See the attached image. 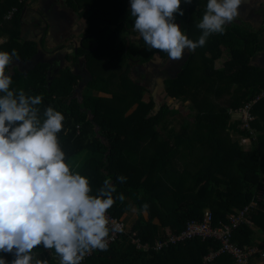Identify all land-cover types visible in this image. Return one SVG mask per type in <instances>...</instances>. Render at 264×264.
<instances>
[{"label": "trees", "instance_id": "trees-1", "mask_svg": "<svg viewBox=\"0 0 264 264\" xmlns=\"http://www.w3.org/2000/svg\"><path fill=\"white\" fill-rule=\"evenodd\" d=\"M27 1L0 0V34L8 35L0 44V51L11 53L15 49L18 58L14 61L22 63L30 62L44 44L42 40L22 41ZM64 4L85 19L84 38L73 63L78 65L81 57L85 60L87 94L82 99L74 95L83 78L80 74L68 67L55 72L46 61L37 62L26 72L15 69L10 74V90L22 89L28 96H42V103L37 106L41 119L49 106L63 114V130L58 138L66 162L73 171L88 178L91 194L95 195L104 180L110 179L116 187L114 198L121 193L125 197L123 202L115 201L107 211L109 215L121 219L132 205L136 207L137 219L126 233L83 264H235L226 253L206 261L221 247L213 239L194 238L160 252L139 249L132 239L153 245L167 232L180 233L188 222L202 221L206 210L212 212L215 222L227 221L228 213L249 205L264 186V99L251 109L256 117L253 126L259 134L251 141L250 149H243L228 133L245 134L239 130L238 122L230 123L229 110L243 107L264 91V69L250 64L257 53L264 51V33L225 25L223 34L209 36L205 46L188 56L180 72L164 79L169 97L191 96L199 108L194 132L184 118L180 131L170 130L164 140L157 126L166 129L164 123L170 109L164 104L155 115L151 114L154 102L143 100L145 87L131 78V63L146 64L156 57L166 58L167 53L150 48L134 30L135 18L130 15L127 0H64ZM206 4L207 0H192L186 5L181 0L185 35L194 42L202 35L197 20H202ZM134 34L139 35L138 46L129 41ZM223 47L230 54L224 67L228 72L214 67ZM206 53L210 55L207 57ZM198 56L202 65L200 74ZM227 84L234 89L226 105L209 101L210 97L217 101ZM129 98L136 108L127 115ZM89 113L99 128V136H92ZM205 148L208 153L204 160ZM226 155L233 162H224L222 158ZM118 176L126 177L127 181L119 183ZM144 204L148 205L146 211L142 208ZM249 220L252 225L244 223L235 232L233 240L240 247L254 246L257 235L253 227L264 233V201L249 213ZM33 252L48 264H58L50 255L54 250L38 247ZM0 255L9 264L14 259L11 254Z\"/></svg>", "mask_w": 264, "mask_h": 264}, {"label": "clouds", "instance_id": "clouds-1", "mask_svg": "<svg viewBox=\"0 0 264 264\" xmlns=\"http://www.w3.org/2000/svg\"><path fill=\"white\" fill-rule=\"evenodd\" d=\"M190 5L192 0H183ZM242 0H207L197 27L198 41L190 40L175 23L184 16L181 0H130L133 28L152 49L179 61L185 50L195 51L212 34H223L225 25L239 15ZM175 14V15H174ZM18 52L0 51V254H11L10 264H48L33 250H54L59 264H82L94 250L106 251L110 231L107 211L118 199L110 179L96 194L88 178L72 170L66 162L58 133L65 117L51 106L37 107L42 96H28L10 90L12 78L6 74ZM119 183L127 178L118 176ZM143 210L148 205L142 206ZM0 264H9L0 255Z\"/></svg>", "mask_w": 264, "mask_h": 264}, {"label": "rangeland", "instance_id": "rangeland-1", "mask_svg": "<svg viewBox=\"0 0 264 264\" xmlns=\"http://www.w3.org/2000/svg\"><path fill=\"white\" fill-rule=\"evenodd\" d=\"M127 6L130 8V0H127ZM194 15V12H192L191 17L193 19ZM200 21L201 20H197V23ZM175 23H177L184 34H186V20L179 15H175ZM245 26V24H241L242 29H246ZM85 28V19L80 18L76 12L67 8L64 4V0H28L22 19V41L33 40L39 42L42 40L44 44L41 45L38 50V54L30 62L22 63L17 60L13 61L9 68V74L13 73L15 69H20L26 72L39 61L49 62L52 65L51 68L56 69L55 72H58L59 69L68 67L71 71L80 74L83 77L77 85L74 94L76 97L82 99V97L88 92L87 82L85 80L88 73L86 71L85 60L83 57L79 59L78 65L73 63V59L78 48L81 46ZM7 39L8 35L0 34V44L5 42ZM129 41L138 46L140 43L139 35H132L129 38ZM222 50V56L214 62V67L225 71V62L230 54L226 48L223 47ZM191 53L192 52H189L186 49L183 58L179 61H171L167 56L163 59L156 57L151 62L146 64H140L139 62L131 63V78L145 87L143 100L145 102L151 100L154 102V108L152 109L151 114L155 115L164 104L168 105L170 109V114L166 117L164 123L166 129L162 128L161 125L157 126L158 132L164 140L168 139L167 135L170 130H174L175 133L180 131L184 118L188 120L190 130L194 132V121L199 112L198 105L194 103L191 96H184L180 99L169 97L164 86V79L169 76H175L178 72H180ZM209 55V53H206L207 57ZM196 63L199 68H197V73L200 74L202 72L200 56L196 58ZM233 89V85L227 84L225 92L219 97V99H217V101L213 97H210L209 101L221 106L226 105L230 100ZM95 94L99 96H108L103 93ZM197 100H199V98ZM127 101L129 102L126 112L128 115L136 108V104L133 103L130 98ZM88 120L92 126V136H99V128L92 122V113L88 114ZM239 128L241 131V125ZM244 132L245 134L243 133V136L248 138L246 142L243 141L241 137H238L240 135L239 133L233 131H229L228 133L232 141H240V144L242 145L241 147L247 150L250 149V141L253 139L248 132ZM207 153L208 149L205 148V154L203 157L204 160L207 159ZM82 158L83 155L79 158V160ZM222 159L224 162H232L231 158H228L227 156H223ZM179 167L182 169V165ZM254 190L255 188H253V191ZM261 190L263 191V188H260L259 191ZM136 219L137 213L134 205H132L130 210L127 211V213H125L121 218L126 225V229H129L131 224ZM253 229L256 231V228L253 227Z\"/></svg>", "mask_w": 264, "mask_h": 264}, {"label": "built area", "instance_id": "built-area-1", "mask_svg": "<svg viewBox=\"0 0 264 264\" xmlns=\"http://www.w3.org/2000/svg\"><path fill=\"white\" fill-rule=\"evenodd\" d=\"M260 99H264V91H262V93H260L255 100L245 104L243 107L237 110H229L230 115L236 113L240 116L239 120L242 130L248 132L254 139L255 130L253 129V122L256 117L253 115L251 109L254 103ZM262 201H264V192L261 190L256 192L249 205L245 206L243 209L228 213L227 221L218 220L215 222L212 212L210 210H206L202 221L188 222L185 229L180 233L167 232L165 237L156 240L153 245L143 244L137 238H133L132 243L139 249L160 252L171 245L186 243L194 238H200L202 240L213 239L218 241L221 247L217 252H213L206 257V261H211L217 255L226 253L232 256L235 264H252L251 257L254 254V250L252 248L240 247L236 242H234L233 238L236 230H238L242 224L246 223L251 225L249 213L253 209H257L259 207V203ZM107 216L110 220V227H116L118 229L114 232L110 231V238L108 241L109 247L123 234H125L127 229L121 219L112 217L108 213ZM97 251L100 250H94L90 254H87L82 260V264Z\"/></svg>", "mask_w": 264, "mask_h": 264}, {"label": "crops", "instance_id": "crops-1", "mask_svg": "<svg viewBox=\"0 0 264 264\" xmlns=\"http://www.w3.org/2000/svg\"><path fill=\"white\" fill-rule=\"evenodd\" d=\"M238 12H239L238 17L236 19H234L230 24H227V26H239L241 28V24H245L246 25L245 28L248 29V31H251V32L262 31V33H264V0H242V4H241ZM261 39H262V37H261ZM263 44H264V39H263ZM229 59H230V56L226 60L228 61ZM250 64L264 69V51L257 53L251 59ZM217 69H219V68H217ZM239 117L240 116L238 114L233 113L231 115V122L230 123L238 122L239 127H240L241 123H240ZM255 121H256V119H255ZM253 129L255 130V138H256L258 136L259 132L254 127H253ZM236 133H239V132H236ZM238 137H241V139H243V141H245V142L248 139V138H245L241 134ZM252 139H254V138H252ZM236 142H238L240 144V141H236ZM250 144H251V141H250ZM240 146H242V145L240 144ZM226 156L228 158H231V161L233 162V158L230 155H226ZM261 188H263V192H264V186ZM256 235L257 236H256V239L254 241V246L251 247L254 250V254L251 257V261H252V264H264V254H263V252H264V233L260 232L259 229L256 228ZM50 255L52 257H55L54 254H52V253ZM56 261L58 262L57 258H56Z\"/></svg>", "mask_w": 264, "mask_h": 264}, {"label": "water", "instance_id": "water-1", "mask_svg": "<svg viewBox=\"0 0 264 264\" xmlns=\"http://www.w3.org/2000/svg\"><path fill=\"white\" fill-rule=\"evenodd\" d=\"M58 264H59V262H58Z\"/></svg>", "mask_w": 264, "mask_h": 264}]
</instances>
